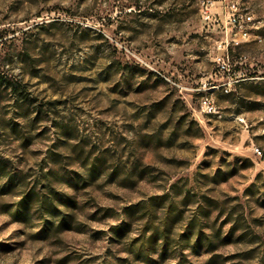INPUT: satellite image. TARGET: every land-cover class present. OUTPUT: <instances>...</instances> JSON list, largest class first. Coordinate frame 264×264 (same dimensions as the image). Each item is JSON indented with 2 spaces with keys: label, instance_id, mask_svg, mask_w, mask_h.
<instances>
[{
  "label": "rangeland",
  "instance_id": "rangeland-1",
  "mask_svg": "<svg viewBox=\"0 0 264 264\" xmlns=\"http://www.w3.org/2000/svg\"><path fill=\"white\" fill-rule=\"evenodd\" d=\"M233 6L253 21L225 49ZM0 75V264H144L130 250L149 223L126 209L164 195H187L185 223L219 208L201 219L211 249L180 223L154 264H264V0H0ZM50 170L78 182L56 188L81 231L41 240L6 187Z\"/></svg>",
  "mask_w": 264,
  "mask_h": 264
},
{
  "label": "trees",
  "instance_id": "trees-1",
  "mask_svg": "<svg viewBox=\"0 0 264 264\" xmlns=\"http://www.w3.org/2000/svg\"><path fill=\"white\" fill-rule=\"evenodd\" d=\"M4 78L0 75V80L3 82ZM237 168H233L228 176L224 175L222 181H227L231 176L235 175ZM146 176L145 170L141 172V178ZM57 185H74L78 186V182H74L71 177L60 176L58 172L53 170L48 171L45 177L42 178L39 190L37 187L27 188L24 183L17 182L13 179H8V186L6 190L17 191L19 199L13 207L8 208L9 215L14 222L28 224L32 215H36L40 221L41 227L37 232V237L41 240L47 239L52 232H70L81 231V224L77 220L78 203L76 200L67 196L63 191L56 188ZM176 185H172L175 187ZM186 194L189 195V192ZM187 196V195H186ZM183 197L181 202L174 200L177 196H162L154 198L149 204H142L131 206L126 209L129 218H135L136 215L146 217L147 224L144 233L151 231L149 238L145 244L137 248H131L130 253L134 254L136 259H139L144 264H154L151 260L155 253H159L161 257L167 253V247L170 242V232L173 226L182 223L183 232L181 235L182 241H185L189 247L194 251H199L204 247L205 243L208 249L213 247V243L209 237H203L202 221L207 218L211 209H218L219 205L211 198H205L202 202L197 203V214L194 219L189 221L183 220V209L179 203L186 199ZM202 203V204H201ZM184 205V204H182ZM163 213L164 217L160 221L162 226L156 224L159 215ZM111 216V215H110ZM113 217V216H111ZM129 228V227H128ZM111 234L116 237L125 231L124 224L114 225L110 228ZM160 247V248H159ZM151 252V253H150ZM208 263H212L209 260Z\"/></svg>",
  "mask_w": 264,
  "mask_h": 264
},
{
  "label": "built area",
  "instance_id": "built-area-1",
  "mask_svg": "<svg viewBox=\"0 0 264 264\" xmlns=\"http://www.w3.org/2000/svg\"><path fill=\"white\" fill-rule=\"evenodd\" d=\"M232 13L230 14L228 24L237 32V37L232 39L231 42H228L226 46H224L225 49L229 45H232V47H239L244 42H247L249 39V33L247 31V26L252 23L253 19L250 15L245 14L241 15L237 13V9L235 6L232 8ZM230 59L229 56L226 55V57H218L217 58V64L223 65L225 67L230 66ZM207 105V102H205ZM255 153L258 155H261V152L259 149L256 148Z\"/></svg>",
  "mask_w": 264,
  "mask_h": 264
}]
</instances>
